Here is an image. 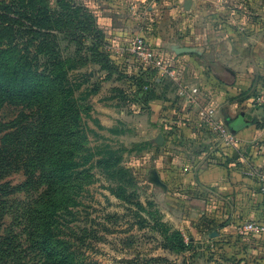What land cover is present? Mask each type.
<instances>
[{
  "label": "rangeland",
  "instance_id": "rangeland-1",
  "mask_svg": "<svg viewBox=\"0 0 264 264\" xmlns=\"http://www.w3.org/2000/svg\"><path fill=\"white\" fill-rule=\"evenodd\" d=\"M34 1L47 11L0 20V264H38L25 240L28 211L47 185L51 156L44 161L37 147L47 126H63V148L79 162L67 184L57 181L49 240L79 263L264 264V233L243 228L248 195L202 183L199 132L184 123L196 100L181 97L160 64L180 77L172 54L199 56L205 42L227 40L257 47L264 0L25 3ZM0 3L13 13L12 0ZM138 38L160 63L133 51Z\"/></svg>",
  "mask_w": 264,
  "mask_h": 264
},
{
  "label": "crops",
  "instance_id": "crops-1",
  "mask_svg": "<svg viewBox=\"0 0 264 264\" xmlns=\"http://www.w3.org/2000/svg\"><path fill=\"white\" fill-rule=\"evenodd\" d=\"M204 44L199 56L170 54L182 81L197 88L196 102H185L189 112L184 120L187 129L199 132L196 170L214 194H247L244 202L238 199L233 203L237 209L245 204V223L255 222L264 228V109L255 102L264 83V41H258L257 47L251 40ZM210 110L213 118L236 136V145L220 142L209 125Z\"/></svg>",
  "mask_w": 264,
  "mask_h": 264
},
{
  "label": "trees",
  "instance_id": "trees-1",
  "mask_svg": "<svg viewBox=\"0 0 264 264\" xmlns=\"http://www.w3.org/2000/svg\"><path fill=\"white\" fill-rule=\"evenodd\" d=\"M25 1L12 0L13 11L11 12L13 13H10V11L6 13L0 12V20L8 23L15 19L14 14L19 16L32 15L40 10L41 7L47 11V5L42 1H34L31 7H28ZM0 6H7V4L0 3ZM18 87L19 91H24L22 84ZM64 132L63 126L60 130L54 132L49 131V126H47L45 128L41 127L38 133L40 136L38 137L37 147L41 152V158L45 161L49 158V155L51 156L48 159L50 164L48 169L49 174L45 177L44 183H47V185L35 198L34 206L29 209L27 217L29 225L25 242L28 249L36 252L38 264H83L82 262L79 263L80 260L75 257L72 251L66 248L65 250H60L58 247H55L51 239L49 240L50 221L59 208V199H56V197L59 194L60 187L57 181L61 179L67 184L70 172L79 165V162L71 157L69 151L63 148ZM30 175H32V171ZM34 178L39 181L42 179V175L40 174L39 178ZM42 202L43 206H40ZM9 264H27V262L19 257H13Z\"/></svg>",
  "mask_w": 264,
  "mask_h": 264
},
{
  "label": "built area",
  "instance_id": "built-area-1",
  "mask_svg": "<svg viewBox=\"0 0 264 264\" xmlns=\"http://www.w3.org/2000/svg\"><path fill=\"white\" fill-rule=\"evenodd\" d=\"M134 44L135 46L133 48V51L137 53L138 56H140L145 62H151L156 64L160 63L157 58L155 48L150 45H147L143 39L138 38L134 41ZM160 64H164V69L162 68L164 70V73L169 74V76L175 79V81L179 84V95L183 97L187 102H195L197 88L188 86L186 83H184L181 77H177L178 74L175 70L168 69V65L165 62H162ZM255 102L261 105L264 109V83L259 87L256 93ZM208 116L210 119L209 125L212 131L216 134V136L219 138L220 142L223 145L234 146L238 143L236 136L230 131V129L213 118L212 110L208 111ZM243 228L245 231L253 233L262 232L264 229L261 225L255 222H247L243 225Z\"/></svg>",
  "mask_w": 264,
  "mask_h": 264
}]
</instances>
